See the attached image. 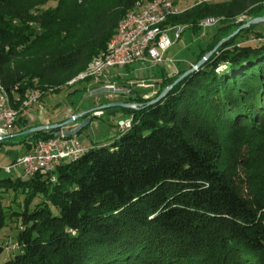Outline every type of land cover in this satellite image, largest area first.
<instances>
[{
	"label": "trees",
	"instance_id": "16d2710c",
	"mask_svg": "<svg viewBox=\"0 0 264 264\" xmlns=\"http://www.w3.org/2000/svg\"><path fill=\"white\" fill-rule=\"evenodd\" d=\"M48 1L0 0V92L14 108L27 93L65 87L106 52L129 12L152 0H53L39 12ZM241 15L264 17V0L202 3L167 24L219 19L196 65L246 23H234ZM252 28L161 101L148 105L186 71L153 98L128 95L125 104L139 105L120 109L131 129L62 163L53 182L0 179V231L7 219L22 226L17 253L2 264H264V36L237 43ZM17 124L18 135L35 127L23 115ZM56 131L15 140L25 155ZM6 193L20 211L6 215Z\"/></svg>",
	"mask_w": 264,
	"mask_h": 264
},
{
	"label": "rangeland",
	"instance_id": "374dc122",
	"mask_svg": "<svg viewBox=\"0 0 264 264\" xmlns=\"http://www.w3.org/2000/svg\"><path fill=\"white\" fill-rule=\"evenodd\" d=\"M160 1H164L169 3L170 5H173L171 7L173 9H176L173 10L176 12H173L172 15L173 17H175L181 15L186 10H189L202 3L225 2L228 0ZM152 2L154 1L152 0L151 2L144 3L132 10L131 13L129 12L130 14L127 15V18L125 17V20H127L129 15L133 13L138 14L139 11L141 12L145 9V7L143 6H146L147 8ZM54 6L55 1L50 0L44 6L39 8V12L48 8H53ZM172 15H169L166 19L171 18ZM245 17L241 18L246 19V21L251 20L250 18ZM166 19L165 23L161 25V28H165L166 26L167 28L178 27L177 29H180L181 32L180 39L176 41V43H174L172 47L165 53L164 63L155 65L149 62H135L122 70H110L107 74L108 76L106 75L102 79H99V81H92V79L87 80V78H84V81H78L79 79L77 81H73L74 79H77L81 74H84L85 71H87V66L83 72L68 81L65 87L50 91L43 97H41V95L39 94L40 97L36 98V102L31 104V107L30 105L27 107L22 106V101H24L25 96H23L24 99L22 98L21 102H19L18 108H14L13 105L15 103L13 101L10 102V107L12 109H15L17 111V114L16 119L14 120L12 125L9 128H5L3 130L0 142L5 140H11L12 142H5L2 147L0 146V168L11 166L19 157L26 155H23V149H21V146L17 144L19 140L17 138L15 140L16 135H18L17 131L20 127V125L18 124L15 125L19 115H23L26 117V121L28 122L27 126L40 127L44 126L41 125L44 122L48 125H62L71 118L88 112V114H86L85 116L90 119V122L87 125V129H85L79 136H77V134L68 136L66 132H69L80 126L81 123H83V121L85 120V116L73 120L70 124L61 129H56L57 131L55 132V134L48 139L53 140L63 135V140H75L76 143L81 145L84 151L87 148L89 149L90 147H93L94 144L96 146H109L115 137L123 134V131L120 129L118 124L120 120L130 118L131 114L127 111H122L119 108L103 109V107L125 104L128 101V95H130L131 93L135 94L136 97L144 99L153 98L154 96H156L165 81L172 80L177 77L180 72H187L188 70H190V68L195 66L197 55L200 53L201 49L205 48L206 45L210 42L211 38L217 31L219 22V19H206L199 22L198 26L193 29L187 25L171 26L167 24ZM204 22L212 24L204 26ZM254 33L264 36V22L253 26L252 33L243 36L238 40L237 43H245L252 40L254 38ZM109 51L110 50L108 46L106 52L101 57L98 56V58H95L94 62H97L99 58H101L100 60L102 61H107V54ZM91 67L92 66H90V68ZM224 69L225 67L221 66L218 71L221 72ZM81 78H83V76ZM109 87L120 92H112V89ZM95 136L105 138V140H103L102 142L93 143L92 141L94 140ZM17 176L25 177L21 173V171L16 168H12L11 173L9 174L4 173L3 171L0 172V179L11 178L13 180ZM47 176H49L51 180L50 175L47 174ZM52 179H54V176H52ZM2 197V204L5 211L7 212L6 215H8L12 210L20 211V205L11 203V196L8 193L2 194ZM17 205H19L18 208ZM21 227L22 226L19 221L15 219H7L5 226L1 229L0 247L2 248V254H0V264L10 260L17 253L18 248L15 242V237Z\"/></svg>",
	"mask_w": 264,
	"mask_h": 264
},
{
	"label": "built area",
	"instance_id": "2783aa9c",
	"mask_svg": "<svg viewBox=\"0 0 264 264\" xmlns=\"http://www.w3.org/2000/svg\"><path fill=\"white\" fill-rule=\"evenodd\" d=\"M169 14V7H159V4L155 9H146L140 14H135V21L132 25H129L126 28V37H139V33H132V26H141L146 23L148 20H158L162 19V16ZM210 24L207 23L206 26ZM168 35V42H161V36L151 35L146 40H141V45L145 41H154V49L148 51V56H140V45L136 48H133L132 51L126 52L123 54L122 58L116 62L109 63V70H101L100 76L98 77H88L87 80L92 79V81H99L105 77L108 72L112 69H123L126 66L131 65L135 62H149L155 65L165 62L164 55L172 47L176 41L180 39V32H174ZM124 40V39H120ZM119 41V40H118ZM117 43V42H115ZM114 43V44H115ZM105 88V87H104ZM111 88V87H109ZM112 89V88H111ZM110 89V90H111ZM112 92L117 90H111ZM120 92V91H117ZM2 94H6L2 92ZM36 102V98H35ZM33 104V103H31ZM132 109L136 106H130ZM17 113L6 112L3 109H0V139L2 138L3 130L9 128L14 120L16 119ZM131 121H120L119 127L121 130L126 129L130 126ZM63 135L48 141H39L35 144L33 150L26 154L25 156L19 157L11 166L0 168V172L3 171L6 174L11 173L12 168H16L21 171L23 175H32L49 174L51 179L53 174V168L67 161L72 156L77 155L83 151L81 145L75 142V140H63Z\"/></svg>",
	"mask_w": 264,
	"mask_h": 264
},
{
	"label": "bare ground",
	"instance_id": "6f19581e",
	"mask_svg": "<svg viewBox=\"0 0 264 264\" xmlns=\"http://www.w3.org/2000/svg\"><path fill=\"white\" fill-rule=\"evenodd\" d=\"M158 4H159V7H169V14L163 15L162 19L148 20L146 23L142 24L141 26H132V33H139V37H126L125 38V36H126V28L125 27L132 25V23L135 21V14L133 13V14L129 15L128 19L125 20L127 18V16H126V18L124 20H122L119 23V25L116 27L117 29L115 31L116 32L115 35L112 37V39H110V42L108 45L110 51L107 54L108 55L107 61H102V60H100L101 58H99L97 62H94L95 59H92V61L88 64L87 71H85L84 74H81L77 79H74L73 81H77L78 79H79L78 81H84L88 77L100 76L101 70H109V63L110 62L119 61L122 58L124 53L132 51L133 48H136L139 45H140V56H148V51L154 49V41H145L143 43V45H141V40H146L151 35L161 36V42H168V35H162V34L181 32L180 29H177L178 27L167 28V26H166L165 28H161V25L163 23H165V19L169 15L171 16L173 14V12H176V11H173L176 9H173L171 7L173 5H170L169 3L164 2V1H160V0L155 1L154 0V2H152L147 8H146V6H143V7H145L144 10L155 9ZM144 10H142L141 12L139 11L138 14L144 12ZM172 17H173V15H172ZM207 23L204 22V26H206ZM120 39H124V40H120ZM115 42H117V43H115ZM90 66H92V67L90 68ZM82 76H83V78H81ZM37 97H40L38 92L25 94V99L23 98L24 101H22V106L27 107L30 105V107H31V103H35V98H37ZM10 102H12V101H10L8 99L6 94H2V92H0V109H3L4 111L10 112V113H17V111L15 109H12L10 107L11 106ZM129 129H131V124L126 129H123L122 133L129 131ZM83 153H84V150L81 151L80 153H78L77 155L72 156L71 158H69L65 162H74L77 159H79V157ZM56 168H57V166H55L53 168V172L55 171ZM24 176H25V178L32 177V175H24ZM51 181L53 182L54 179H51Z\"/></svg>",
	"mask_w": 264,
	"mask_h": 264
},
{
	"label": "water",
	"instance_id": "95a60500",
	"mask_svg": "<svg viewBox=\"0 0 264 264\" xmlns=\"http://www.w3.org/2000/svg\"><path fill=\"white\" fill-rule=\"evenodd\" d=\"M241 17H245L244 15H241L239 17H237L235 19V24H239V23H242L244 22L246 19H242ZM245 18H248V17H245ZM264 22V17H261V18H254V19H251V20H248L246 21L245 24H243L241 27H239L235 32H233L228 38H226L225 40L221 41L214 49L213 51H211L210 53H208L205 57H203L194 67H192L190 70H188L187 72H185L182 76H180L176 81L175 83H173L170 87L166 88L155 100L151 101L148 103V105H153L157 102H159L168 92L169 90L175 86L178 82H180L183 78H185L186 76H188L189 74L193 73L194 71L198 70L214 53L215 51L221 46V44H223L225 41H228L229 39L233 38L234 36H236L239 32L251 27V26H255L257 24H260ZM212 24V23H210ZM133 64V63H132ZM128 66H126L125 68H127ZM123 68V69H125ZM119 70H122V69H119ZM108 76V75H107ZM144 99V98H142ZM150 98H145L144 100H148ZM136 106V108L132 109L130 106ZM113 108H119V109H130L132 111H135V110H138L139 109V105L136 104V103H128V104H119V105H110V106H106V107H103V109H113ZM87 113H83L82 115H79L77 117H74V118H71L70 120H68L67 122H65L64 124L62 125H44V126H40V127H35V128H31V129H28L22 133H20L18 136H26V135H30V134H34V133H38V132H42V131H51V130H56V129H61L65 126H67L68 124H70L73 120L75 119H78V118H81L83 116H85ZM126 120H130L132 121V116L128 119H125V120H120V121H126ZM90 122V119L89 118H86L83 123H81L80 126L76 127L75 129L69 131V132H66V134L68 136H72V135H75L77 133H79L82 129H84L85 127H87V125L89 124Z\"/></svg>",
	"mask_w": 264,
	"mask_h": 264
},
{
	"label": "crops",
	"instance_id": "0c3cea01",
	"mask_svg": "<svg viewBox=\"0 0 264 264\" xmlns=\"http://www.w3.org/2000/svg\"><path fill=\"white\" fill-rule=\"evenodd\" d=\"M26 118V117H25ZM45 123V122H44ZM41 124V125H48L47 123L45 124ZM40 125V124H39ZM103 140H105V138H102V137H94V140L92 141L93 143H97V142H102Z\"/></svg>",
	"mask_w": 264,
	"mask_h": 264
}]
</instances>
